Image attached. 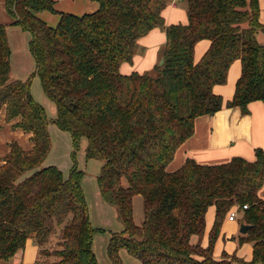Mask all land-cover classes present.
I'll return each mask as SVG.
<instances>
[{
  "label": "trees",
  "instance_id": "16d2710c",
  "mask_svg": "<svg viewBox=\"0 0 264 264\" xmlns=\"http://www.w3.org/2000/svg\"><path fill=\"white\" fill-rule=\"evenodd\" d=\"M92 1L99 8L83 15L59 11L56 0H6V6L14 24L32 34L35 74L56 105L53 122L71 133L75 148L87 140L88 160L103 161L97 177L101 195L124 223L109 239L110 260L123 264L120 251L126 249L141 264H234L235 256L216 259L213 253L224 220L238 205L242 223L252 225L239 243H253L249 264H264V199L258 195L263 149H256L255 161L236 156L209 165L187 158L176 171H167L193 135L198 116L224 106L248 114L251 102H264L259 0H182L188 22L168 26L162 11L170 0ZM44 11L59 14L55 26L39 16ZM156 27L166 32L164 63L144 73H121V65L133 61L138 40ZM202 39L211 44L195 62ZM11 54L0 19V114L8 121L19 118L13 126L31 133L33 143L25 150L11 142L0 164V260L11 259L33 239L41 255L55 257L37 264H98L84 172L75 164L66 178L59 167L43 166L52 146L50 121L31 94V79L10 81ZM237 59L242 72L225 103L214 87L227 82ZM136 196L144 200L141 225L134 220ZM211 206L215 219L203 246ZM57 227V246L49 248Z\"/></svg>",
  "mask_w": 264,
  "mask_h": 264
},
{
  "label": "crops",
  "instance_id": "0c3cea01",
  "mask_svg": "<svg viewBox=\"0 0 264 264\" xmlns=\"http://www.w3.org/2000/svg\"><path fill=\"white\" fill-rule=\"evenodd\" d=\"M56 8L59 11L83 15L96 11L99 8V3L92 0H56ZM259 8V20L264 26V0H259ZM162 15L167 26L186 24L188 22L187 6L182 0L174 3L170 0L162 11ZM39 16L46 21L43 12L39 13ZM258 40L264 43V30L258 33ZM165 44V29L161 27L152 29L147 35L138 40L133 61L124 62L120 67L121 73L131 74L132 72L144 73L151 71L161 59V50L159 51L158 48ZM210 44L211 41L208 39H202L196 44L194 53L195 62H198L202 58L210 47ZM241 72V60L237 59L229 68L227 82L215 85L214 92L222 96L225 103L233 98L236 82ZM248 107V114H243L240 107L224 106L214 114L198 116L195 119L193 135L177 149L173 160L167 165V171H176L185 163L187 158H193L200 164L209 165L227 163L236 156L243 157L249 161H255L256 149L261 148L264 150V102L259 100L253 101ZM18 120L19 118L8 121L5 117V112L0 114V164L3 163V158L10 152L11 142H17L25 150H30L33 146L30 140L32 134L13 126ZM258 195L264 199V184L259 190ZM211 207L214 208L215 219V207ZM209 210L210 207L206 214V230L201 239V243H204L202 244L203 246L208 245L209 234L213 226L208 215ZM242 217L243 211L241 210L237 215L238 227L241 226ZM236 220L229 221L234 222ZM238 231L239 236L245 235L240 232V228ZM231 239H233L231 234H227L222 226L220 236L215 244L214 256H217L216 251L221 249L223 255L219 259H222L224 254H228L231 257L235 256L236 260L234 264H249L253 258V243H251V259L245 261L237 255V250H234L235 244L230 242ZM192 240L196 243L199 241V237L193 236ZM239 244L243 245L244 243ZM49 247L53 248L51 244ZM43 257L44 255L40 254V247L35 240L28 239L23 249L17 251L9 260H0V264H3V262L4 264H37L38 261L49 260V258H51L50 261L55 260L54 256H50L47 259H43Z\"/></svg>",
  "mask_w": 264,
  "mask_h": 264
},
{
  "label": "rangeland",
  "instance_id": "374dc122",
  "mask_svg": "<svg viewBox=\"0 0 264 264\" xmlns=\"http://www.w3.org/2000/svg\"><path fill=\"white\" fill-rule=\"evenodd\" d=\"M43 15L46 17L45 22L48 25L55 26L58 23L59 14L51 11H44ZM0 19L1 22L6 25L7 36L12 50L10 81H26L31 79V94L34 100L43 106L48 120L50 121L48 129L52 146L43 166L55 165L59 167L66 178L69 176L70 170L75 164H77L78 169L84 172L82 187L89 207L90 219L93 227L96 229L93 240V250L97 257L98 264H113L107 253L108 242L112 232H121L124 229V223L119 215L117 207L107 203L100 193L97 177L101 171L103 161L97 159L88 160L85 151L87 140L83 138L80 146L75 148L71 133L59 129L53 122L57 114L56 105L47 98L41 78L39 75L35 74L37 70L36 59L30 48L32 34L21 26L14 24V19L7 9L6 0H0ZM164 46L165 45L159 47V51L161 50L162 52ZM161 59L158 63H160ZM73 152H75V155H73ZM235 207L241 208L238 205ZM133 208L134 220L136 224L141 225L144 221V200L141 196H136L134 198ZM209 211L208 215L210 216V222L212 221L213 224L214 208L210 207ZM239 228L238 219L234 222H230L228 216L226 217L223 223V230L227 234H231L233 239H231L230 242L235 244L234 250H237V255L241 259L248 261L252 256V244L249 242H245L243 245L239 244ZM59 230L60 227H57L56 232L50 237L47 247H49L50 244L53 248L57 246ZM208 243L209 239L207 244ZM202 244L204 243L202 242ZM216 255L217 256H214L216 259L222 257V250H217ZM44 257L43 259L49 258L46 256ZM120 257L123 264H141V261L130 255L126 249L120 251ZM50 260L51 258H49L48 261Z\"/></svg>",
  "mask_w": 264,
  "mask_h": 264
},
{
  "label": "built area",
  "instance_id": "2783aa9c",
  "mask_svg": "<svg viewBox=\"0 0 264 264\" xmlns=\"http://www.w3.org/2000/svg\"><path fill=\"white\" fill-rule=\"evenodd\" d=\"M177 1H180V0H171V2H173V3H174V2H177ZM246 208H248V206H247V205H244V206H243V209H246ZM239 211H240L239 208H237V207H233V208L230 210L229 214H228V219H229V220H236Z\"/></svg>",
  "mask_w": 264,
  "mask_h": 264
},
{
  "label": "water",
  "instance_id": "95a60500",
  "mask_svg": "<svg viewBox=\"0 0 264 264\" xmlns=\"http://www.w3.org/2000/svg\"><path fill=\"white\" fill-rule=\"evenodd\" d=\"M163 63H164V60L161 59L160 64L162 65ZM251 227H252V225H250V224L241 223L240 232L243 234H246Z\"/></svg>",
  "mask_w": 264,
  "mask_h": 264
}]
</instances>
